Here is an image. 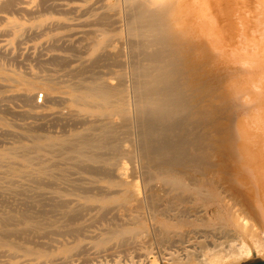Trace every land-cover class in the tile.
<instances>
[{"label": "bare ground", "instance_id": "6f19581e", "mask_svg": "<svg viewBox=\"0 0 264 264\" xmlns=\"http://www.w3.org/2000/svg\"><path fill=\"white\" fill-rule=\"evenodd\" d=\"M61 1L65 0H0V56L15 58L27 37L51 26H69L57 18L27 25L16 16L84 10L83 5ZM120 1L125 5L123 31L129 51L116 83L88 81L61 93L49 81L39 82L32 70L5 73L0 67V88L11 81L17 89L5 98L28 107L24 111L5 105L6 114H28L50 122L78 123L86 115L105 120L91 119L87 127L66 138L31 136L30 144L0 149V264L74 258L84 249L75 234L99 217L79 220L81 211L111 205H136L140 211L128 223L94 233L90 244L98 250L131 239L143 247L140 264H241L264 258V0H247L254 12L259 11L256 26L262 28L256 54L233 48L228 52L235 32L218 24L219 17L225 22L231 16L229 5L246 0H117L107 4L108 9L116 10ZM109 41L107 33L100 35L93 52L106 49ZM49 61L62 65L66 57L57 55ZM233 63L250 68L240 70ZM90 72L88 76L94 74ZM36 90L43 92L50 110L34 101ZM58 102L71 103L70 109L54 111ZM126 124L138 129V151L129 157L139 163L144 182L155 184L149 195L140 192L127 173L129 165L127 169L121 163ZM36 126L32 121L22 126L23 131L12 133L26 135ZM7 127L0 122V129L9 132ZM82 172L89 182L100 183L98 190L109 188L112 193L91 194L81 182ZM67 195L75 197L71 206ZM145 207L149 218L142 213ZM194 240L198 253L186 246ZM155 241L163 247L158 252L146 246Z\"/></svg>", "mask_w": 264, "mask_h": 264}, {"label": "rangeland", "instance_id": "374dc122", "mask_svg": "<svg viewBox=\"0 0 264 264\" xmlns=\"http://www.w3.org/2000/svg\"><path fill=\"white\" fill-rule=\"evenodd\" d=\"M95 1L96 0H94V1L93 0H76V1L75 0H71V1L65 0V1H61L64 3H70V4L76 3V4L83 5L84 10L82 12L81 11H76V12L72 11V12H68V13L66 12V14H65L62 11L64 13V15H63L62 12H60V11H58V14H57V13H55L56 12L55 10L54 11L51 10L53 12H51L49 10L48 12H42V13L40 12L38 14H35V15L29 16V17L28 16L27 17L26 16L25 17L16 16L20 20V22H23L24 24H27V25L37 23V21H40V20H48V21H46L48 23L52 19L57 18V19H61L63 21H66L67 23H69V26H66V25L63 26V24H59L60 27L63 26L62 29L60 27H58L59 25L53 26V28H51L52 27L51 26L50 28L44 29V31L42 30L43 32L39 31L38 32L39 34H36V36L38 35L37 37L34 35H32L33 37L32 36L27 37L28 39L26 38V40H23L22 43L19 45V47H18L19 49H17V51H16L18 54L14 55L15 58H13V56H7V57L0 56V67L3 68L5 73H9L12 70H15V71L32 70V72H34L36 74L37 80L39 82H48L49 81V83H51L53 87H56L58 92H61V93L67 91L69 87L75 91V90L80 88L81 83H86L88 81L89 82H96V81H100V80L109 81V79H110V82L116 83L117 82V74L126 68L124 60H126V58L128 56V51H129V49L126 48V46H127L126 43L128 42L127 41L128 38L124 34V31H125L124 26H125V21H126L125 5L122 1H120L116 10H111V9L109 10L107 4H109L110 2H115L117 0H100V1L97 0L98 1L97 3ZM238 2H237V4L235 3L236 5L234 4L233 7H231L233 4H231V6L229 5V7L231 9L232 8L233 9L231 10V16H229L228 20H225V22H224L222 19L223 16L218 18L219 19L218 20L219 26L225 27V28L230 27L233 30V32H235L232 43L229 47L226 48V50L229 52L230 48H233V49H237L236 51L239 53L250 54V52H251V54H256L257 51L259 52L258 47H260L261 40L263 41L262 32H261L262 28H261V26H258V25L256 26V22H257L256 19H259V17H258L259 11L254 12V9L251 7L249 2L247 3V0L243 1V2L240 1L239 4H238ZM97 7H98V9H97ZM85 8H87V9H85ZM92 9H96V10H92ZM112 11H114V12H112ZM84 12H85V15H84ZM100 13H101V15H100ZM114 13H117V14H114ZM104 14L105 15L108 14V15H106L108 17H106V18L102 17L100 20L99 19L100 16H104ZM122 14H123V17H122ZM97 17L99 20H97ZM107 18H108V20H104ZM113 19L115 21H113ZM88 21H91L93 23V25H91L92 23L88 22ZM109 21L111 22V24L113 23L112 26L109 23ZM116 21H118V22H116ZM81 22H83L82 23L83 26L82 25L77 26V24H79V23L81 24ZM86 22H88V23H86ZM96 22L97 23L103 22L102 23L103 26H98V24ZM114 22H115V24H114ZM95 24H97V25H95ZM74 25H76V26H74ZM99 25H101V24H99ZM105 25H107V26H105ZM116 27H118V28L116 29ZM87 31H88V34L86 33ZM120 31H122V34L118 35V32H120ZM78 32H80V33H78ZM103 33H107L109 35L110 41H109L106 49H103V50L99 51L98 53H94L93 52V46L95 44V41ZM115 44H117V45H115ZM60 45L62 48L60 47ZM120 45H121V47H120ZM122 45L125 47H123ZM117 47H120V48L118 49ZM59 48H61V50ZM75 51H76V53H75ZM110 51L111 52L114 51V53H111ZM252 51H253V53H252ZM118 52H122L123 55H121V53L118 54ZM246 52H249V53H246ZM115 53H117V54L112 55ZM102 54L104 57L102 56ZM17 55H19V56H17ZM57 55L65 56L66 62L68 61V65L66 62H63V63H66V65H67L66 66L64 64V67H63V63H62V65H60L61 63L59 64V63H55L53 61H49V59L51 60V58L53 56H57ZM108 55L110 58L108 57ZM96 56L98 58L101 56L102 57L99 58L100 59L99 60V59H97ZM113 56H116L117 58L113 57ZM94 57L101 62L94 59ZM33 58H36V60H34ZM92 59H94V60H92ZM103 59L105 60L104 62H103ZM72 60H74L73 63H72ZM112 60H114V61H112ZM116 60H117V62L119 61L120 66L118 65L117 67H115L118 64L116 62ZM91 61L92 62L94 61L96 64L94 62H93L94 63L93 64ZM16 62H18V64ZM113 62H115V63H113ZM89 63L91 64V66L89 65L87 67V64H89ZM58 64L60 65L61 68L59 67ZM104 64H107V65L103 66ZM114 64H115V66H114ZM55 65H57V66H55ZM231 65L234 66L235 68L240 69V70H243V69L247 70L250 68L249 65H246V64L242 65L240 63H237V64L233 63ZM83 66H85V69L80 71L81 67L84 68ZM94 66L98 67V68L94 69ZM90 69H91V72H90ZM96 69H97V71H96ZM70 70H72V71L69 72ZM79 71H80V73H79L80 76L77 74ZM84 71L86 73L82 74V72H84ZM88 71L90 72V75L93 72L94 74H92V75H94V76H92V75L88 76L89 75ZM99 73H100V75H97ZM101 73H104V74L102 75ZM86 76H88L89 78ZM84 77L87 78V79H85V81L82 79ZM95 77H96V79H94ZM113 79H114V81H113ZM91 80H93V81H91ZM14 86H15V84L13 82L9 81V82H6V87L0 88V103H1L0 104V122H4V123L8 124L9 127H7L8 128L7 130H10L9 132H7L5 130L0 129V149L8 148V147H11L12 145L30 144L31 140H32L31 136H37V137L51 136V137L66 138V137H69L70 135L84 129L85 127H87V124H88L89 120H91V119L92 120L94 119L93 121H95L96 119L98 121L99 120L105 121L104 119H99V118H96L93 116L86 115L83 119L84 121L79 120L78 123H77V121L76 122L74 121L73 123L68 122V121L67 122L66 121L50 122V121H48V119H39L38 118L37 120H34L28 114H24L23 115L24 117H22V115L21 116L20 115L15 116L17 114H13L11 112L8 113V111L6 114L5 113L6 111L4 110V109H6V106L12 107L15 110H24V111L28 110V107L23 105V103H21L20 101L9 100V99L7 100L5 98L8 95L13 94L17 91V89L15 90ZM256 89L257 88H255L254 91H257V92L260 91V89H257V90ZM42 95H43L42 91H40V90L35 91L34 101L36 103H38L39 105L45 104V102L43 101L44 100L43 97H42L41 102H39L37 100L38 97H40ZM2 99H4V101ZM58 103L59 104H56L55 106L52 107V109L54 111L67 112L70 109L69 106L71 103H69V102H58ZM45 105H47V107H44V109L46 111L50 110V107H51L50 104H45ZM2 110H3V112H1ZM21 117L24 119H22ZM25 117H27V118H25ZM86 117H87V119H86ZM85 119L88 121H86ZM32 121L37 126L34 128H31V129H28V131H26V135L19 136L18 134L12 133V131H17V132L23 131L22 126H24V124L30 123ZM16 126H18V127H16ZM75 126H76V128H75ZM20 127H21V129H20ZM134 127L135 126H133V125H130L127 127V124H126V127L124 129L125 136L122 139V143L123 142H125V143L122 144V147H121L122 153H123L121 163H123L124 166L126 165V167H127V165H129V170H127L128 167L126 169L127 171H129L127 173L129 174V176H131L130 180L132 179L137 184L138 188H140L139 189L140 192H142L144 194H146L148 192L147 195H149L151 193V188L155 187V184H153V183L146 184L144 182V177L142 176L143 175L142 174L143 173L142 168L140 167L138 162H136L135 160H131V158L129 157V155H135L136 152L138 151V148H137L138 147V145H137V143H138V135H137L138 129H137V127H135V128ZM127 131H129V132H127ZM6 132L9 134H6ZM52 132H54V133H52ZM1 135H3V136H1ZM20 138H22V139H20ZM128 144H129V146L131 145L132 148H131V146L129 147ZM125 159H128V162ZM122 161H125V162H122ZM131 167H132V169H131ZM134 173H135V175H134ZM110 174H111L110 175L111 177H114L112 171H110ZM82 175H85V176H83V178L80 177L81 182L83 185H85V189L88 188L86 190L91 192V194H99L100 193V194L108 195V194L112 193V190L109 188L105 189V190H101V191H100V189L98 190L100 183H97V182L92 183L91 181L89 182V180L86 178V177H88V174L86 172H84V173L82 172ZM84 177L88 180V182L83 181L85 179ZM136 179L138 180L139 183L136 181ZM86 183H87V185H86ZM141 183H142V186H140ZM90 184L92 185V187L94 186L95 188L94 187L92 188L90 186ZM150 186H153V187H150ZM64 187L67 188L66 186H64ZM147 188L149 191L147 190ZM74 200H75V197L73 195H67V202L69 203V204L67 203V205H69V206L73 205L75 203ZM95 207L96 206H92V207H90V209H89V207L85 208L84 210L81 211L82 213L80 212L81 214L78 216L79 220L89 219L92 216H99L100 220L98 217L93 221H88L84 225L83 229L79 230L77 232L80 235H77V233L75 234V236L81 238L84 242V244H83L84 249L82 247V249L78 253L75 254V255H77V254L79 255V256H76L75 262H74V258H75V255H74V258H72V259L71 258L70 259L58 258V259L53 260V261H43L44 264H57L56 263L57 261H59L58 264L59 263L60 264H80V263L81 264H140V261L142 259L141 254L144 252V250L142 249L143 247H141V244L138 241L126 239L123 241L124 243L122 242V243H119L118 245H117V243H110L106 248H104L102 250H98L90 244L91 238L94 235V233L98 232L101 228L108 226V225H112V224L128 223L130 221L129 220L130 217L136 215L137 212L140 210L136 207V205L124 206V207H117V206L111 205L104 210H100L98 207H96V208ZM123 208H126V209H124L125 211L123 210ZM145 208L143 209L142 213L147 215V218H149L150 211L147 207H145ZM134 210H136V211H134ZM107 211H109V213ZM115 214H116V216H115ZM101 217H103L104 220L101 219ZM112 217H115V218L120 219V220L118 221L115 218L113 220ZM80 218H82V219H80ZM94 221H95V223H94ZM90 223L91 224L93 223V225L91 227L88 226V225H91ZM82 236H85V237L87 236L89 238H87V237L84 238ZM53 237L58 238L57 236H53ZM207 241L209 243H214L213 239H206V242ZM150 245H152L154 252H158V249L160 247L163 248L162 246H159L156 241L152 242L151 244H150V242H148V244L146 246L149 247ZM186 246H187L188 250H190V251H193L195 253L199 252V246L195 240L186 243ZM111 247H113V248H111ZM106 250H107V252H106ZM103 253H106V254H103ZM83 258H85V259L87 258L86 263L84 262L85 260ZM94 258H95V260H94ZM259 259L264 260L263 257H259ZM67 260H69V261H67ZM246 261H248V260H246ZM246 261H244V262H246ZM63 262H65V263H63Z\"/></svg>", "mask_w": 264, "mask_h": 264}, {"label": "water", "instance_id": "95a60500", "mask_svg": "<svg viewBox=\"0 0 264 264\" xmlns=\"http://www.w3.org/2000/svg\"><path fill=\"white\" fill-rule=\"evenodd\" d=\"M241 264H264V260H261L259 258L250 259L246 262H242Z\"/></svg>", "mask_w": 264, "mask_h": 264}, {"label": "built area", "instance_id": "2783aa9c", "mask_svg": "<svg viewBox=\"0 0 264 264\" xmlns=\"http://www.w3.org/2000/svg\"><path fill=\"white\" fill-rule=\"evenodd\" d=\"M37 100H38L39 102H41V101H42V96L38 97Z\"/></svg>", "mask_w": 264, "mask_h": 264}]
</instances>
